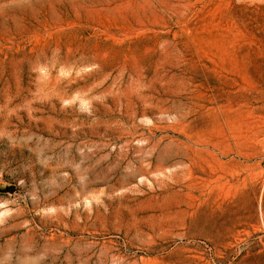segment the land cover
I'll use <instances>...</instances> for the list:
<instances>
[{"label":"rangeland","instance_id":"obj_1","mask_svg":"<svg viewBox=\"0 0 264 264\" xmlns=\"http://www.w3.org/2000/svg\"><path fill=\"white\" fill-rule=\"evenodd\" d=\"M0 264H264V0H0Z\"/></svg>","mask_w":264,"mask_h":264}]
</instances>
